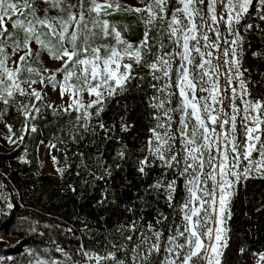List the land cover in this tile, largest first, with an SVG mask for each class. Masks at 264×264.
<instances>
[{"label":"snow or ice","instance_id":"6c2138e0","mask_svg":"<svg viewBox=\"0 0 264 264\" xmlns=\"http://www.w3.org/2000/svg\"><path fill=\"white\" fill-rule=\"evenodd\" d=\"M139 4L0 0V122L9 132L5 139L23 143L25 133H36V121L45 113L35 101H44L48 87L58 90L62 104L42 105L54 115L69 117L45 145L50 151L63 147V166L51 156L55 171L63 175L71 166L72 152L78 158L76 175L82 188L103 181L96 207L105 213L113 206L118 209L91 221L73 217L81 225L79 237L75 227L65 228L63 222L44 224L59 230L58 235L72 233L77 240L73 251L80 259L50 232H40L41 239L48 235L49 243L66 257L63 262L51 258L47 248L27 249L19 260L0 256V262L229 264L228 222L235 198L250 180H264V93L254 96L251 87L253 72L264 80L259 71L264 66V0ZM120 11L137 14L143 25L139 39L125 35L132 32L127 23L121 28L108 19ZM251 36L258 39L257 45H252ZM42 53L54 67L44 63ZM25 68L29 77L20 80ZM37 83L44 87H33ZM129 98L134 102L131 109ZM121 100L123 114L117 110L105 120L106 110L113 102L119 109ZM12 107L25 118L15 140L6 119ZM136 108L142 109L147 134L132 148L124 134L136 128L130 119ZM113 143L118 146L109 162ZM134 154L142 185L121 203L123 191L132 185L125 179L118 193L115 175ZM18 159L26 162L25 156ZM4 187L0 184V200L12 209ZM68 187L75 193L74 185ZM28 219L19 217L21 223ZM36 224H29L31 233L37 232ZM85 236L94 246L83 242ZM239 252L246 254V249L240 247ZM253 264H264V251L253 254Z\"/></svg>","mask_w":264,"mask_h":264},{"label":"trees","instance_id":"16d2710c","mask_svg":"<svg viewBox=\"0 0 264 264\" xmlns=\"http://www.w3.org/2000/svg\"><path fill=\"white\" fill-rule=\"evenodd\" d=\"M113 22H118L119 26L123 28L127 23L131 28V34L125 33L131 40H137L143 33V26L139 24L136 18L131 17H111ZM252 45L259 43L255 36L249 37ZM249 64L255 67V61L249 57ZM260 72H264V66H260ZM252 80L254 85L252 87L253 95L258 96L264 93V80L253 72ZM27 101L26 97H19ZM124 101L121 100L120 108L117 109L115 102L106 110L105 120H111L113 113L119 110L123 114ZM129 108L133 106V100L129 98L127 101ZM4 105L0 102V109ZM11 116L6 117L7 123L13 126V131L16 135L21 134L24 123V116L16 112L15 107L9 109ZM41 111L45 113L44 117L37 120L38 130L36 133L28 135L23 143H19L18 147L11 151L0 152V173H7V175H0V184L5 185L3 188L8 196V202L13 203L14 207L8 209L6 202L0 200V237H7L18 240L16 246H9L6 242L0 240V249L8 251V254L15 260L21 258V254L27 256V249H45L49 250V255L53 259L63 262L66 257L55 250V245L49 243V236L45 235L41 239L39 233H51V238L56 239L65 251L74 256L75 259H80L74 254V246L77 243L75 237L81 235L79 228L81 225L77 223L73 217H87L90 221L95 220L101 215H107L118 211L113 206L105 213L101 208L96 207V201L100 199V190L103 186V181L98 182L94 188L84 189L81 187V178L76 175V163L78 158L72 156V152L68 153V159L71 166L65 170L63 175L55 181L51 175L45 174L41 170V164L38 157V147L43 140L47 145L49 139L53 138V133L56 131L59 123H63L69 117L61 113L54 115L51 109H45L41 105ZM142 109L136 108L135 112L130 113V119L136 121V128L130 134H124L129 147L135 148L140 140H143L147 134L146 121L143 119ZM74 115V114H73ZM5 127V123L1 122ZM2 129L0 128V137L2 136ZM137 137H139L137 139ZM118 145L109 144L111 154L107 155L109 162L112 161V156L115 154ZM73 146L72 151H75ZM88 152L91 150L83 149ZM56 155L58 165L63 166L65 162V155L63 147L58 150L50 151V156ZM25 156L26 162H21L18 158ZM135 154L124 164L122 169L118 170L115 175L117 192L121 191L120 184L125 179L131 182L132 187L123 191V198L121 203L133 197V193L142 185V178L135 171ZM83 176L84 173L82 172ZM148 182H151L149 177ZM74 185L75 193L68 187ZM144 187L147 185L144 184ZM264 180L255 179L247 183L246 188L241 187L238 197L232 208V218L228 222L231 229L230 244L228 250L229 264H253V254L264 251ZM23 205V206H21ZM165 211L167 209L165 208ZM26 216L28 221L21 223L19 217ZM113 218H115L113 216ZM37 221L36 233L29 231V224L31 221ZM63 226L75 227L77 229L75 237L72 233L65 235H58L59 230L44 228L45 223H61ZM85 244L94 246V241L89 242L87 236L83 238ZM246 249V254H241L239 248Z\"/></svg>","mask_w":264,"mask_h":264},{"label":"rangeland","instance_id":"374dc122","mask_svg":"<svg viewBox=\"0 0 264 264\" xmlns=\"http://www.w3.org/2000/svg\"><path fill=\"white\" fill-rule=\"evenodd\" d=\"M121 3H122V5H132L134 7L141 6L139 4V0H121ZM114 16H117V17H131V18H136L137 21L139 22V19L137 17V14H135V13L129 14L127 12L120 11V12L115 13L112 16H109L108 19L111 18V17H114ZM111 21H113V20H111ZM139 24H140V22H139ZM140 25H142V24H140ZM8 51L11 52V48H9ZM41 56H42V59H43L44 63L47 66H49V67H54L55 66V62H53L47 56L46 53H42ZM32 63H33V66H37V67L39 66V65H36L35 61H33ZM8 66L9 67H14L11 64V61H9V65ZM28 77H29V73L27 72V69L25 68L24 70H22V73H21L19 79L20 80H24L25 78H28ZM32 78H35L37 80L39 79L35 75H33ZM33 87H36L37 89H40V88H42L44 86L41 85V84H39V83H37V84L33 85ZM47 92H48V95L44 97V101H35V103L38 106H41L44 103H54V105L55 104H62L63 103V101L59 98L58 90L54 91L51 87H48L47 88ZM85 98H87V97L85 96ZM0 128L3 131L2 136L0 137V152L11 151L14 148L18 147V145L20 143L19 140H17L15 144H12V143H9L5 139V137L7 135H9V132H8V129L1 124V122H0ZM28 135L29 134L25 133V138ZM12 138H13V140L16 139L14 136ZM38 157H39V160H40L42 172L45 173V174H48V175L53 176L55 178V181H58V178L60 177V174L55 171V166H54L53 161H52L51 156H50V150L45 146V144H40L39 145V147H38ZM0 240L3 241V242H6L9 246H12V247L13 246H16V244L18 243V240H16V239H10V238H7V237H0ZM0 256H3L5 258H7L10 255L8 254V251L1 250L0 249ZM0 264H12V262L11 261H8L7 259H5L4 261L0 262Z\"/></svg>","mask_w":264,"mask_h":264}]
</instances>
